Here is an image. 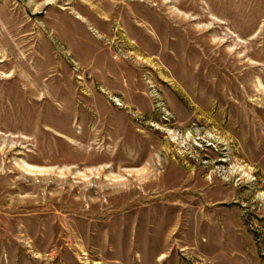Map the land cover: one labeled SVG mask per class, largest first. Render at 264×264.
Here are the masks:
<instances>
[{
    "label": "rangeland",
    "instance_id": "obj_1",
    "mask_svg": "<svg viewBox=\"0 0 264 264\" xmlns=\"http://www.w3.org/2000/svg\"><path fill=\"white\" fill-rule=\"evenodd\" d=\"M0 264H264V0H0Z\"/></svg>",
    "mask_w": 264,
    "mask_h": 264
},
{
    "label": "crops",
    "instance_id": "obj_2",
    "mask_svg": "<svg viewBox=\"0 0 264 264\" xmlns=\"http://www.w3.org/2000/svg\"><path fill=\"white\" fill-rule=\"evenodd\" d=\"M91 63H93V62H91ZM158 249H159V248L157 247L156 249L154 248L153 250L150 251V253H149L150 257H149V258H150L151 260H152L153 258H155L158 254H160V253L162 254V252H159Z\"/></svg>",
    "mask_w": 264,
    "mask_h": 264
}]
</instances>
